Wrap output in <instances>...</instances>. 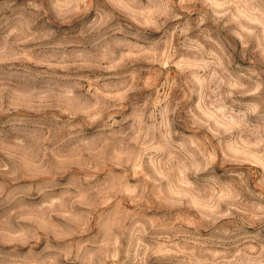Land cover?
<instances>
[{"label":"rangeland","instance_id":"obj_1","mask_svg":"<svg viewBox=\"0 0 264 264\" xmlns=\"http://www.w3.org/2000/svg\"><path fill=\"white\" fill-rule=\"evenodd\" d=\"M0 264H264V0H0Z\"/></svg>","mask_w":264,"mask_h":264}]
</instances>
